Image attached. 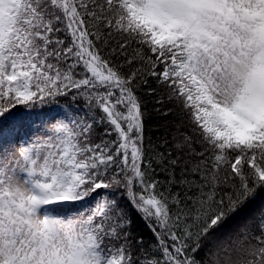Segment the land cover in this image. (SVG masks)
Returning <instances> with one entry per match:
<instances>
[{
  "label": "snow or ice",
  "instance_id": "6c2138e0",
  "mask_svg": "<svg viewBox=\"0 0 264 264\" xmlns=\"http://www.w3.org/2000/svg\"><path fill=\"white\" fill-rule=\"evenodd\" d=\"M0 264H264V0H0Z\"/></svg>",
  "mask_w": 264,
  "mask_h": 264
},
{
  "label": "trees",
  "instance_id": "16d2710c",
  "mask_svg": "<svg viewBox=\"0 0 264 264\" xmlns=\"http://www.w3.org/2000/svg\"><path fill=\"white\" fill-rule=\"evenodd\" d=\"M152 89H155V92H152ZM138 94L143 95V100L145 104V143L159 152L171 151L174 145L172 139V134L176 131V125L179 123L176 116L172 113L165 115V112L168 109H174L175 112H179L178 108H174V102H170L167 99V94L162 90L159 85L152 79H149L148 85H140V92ZM158 101H163L158 103ZM69 102L68 98H59V105H66ZM57 107V104L46 105L43 108H34L31 110L32 114L35 115L42 114L41 112L48 113L54 110ZM38 110H41L39 112ZM20 111H23V108H20ZM98 133L101 131L97 130ZM96 142H99L98 140ZM154 155V152L152 153ZM179 153L174 152L173 156H177ZM155 168V177L159 180L166 179V173L162 172L159 167L153 164ZM177 179L180 178L181 169L177 167L175 170ZM167 185L159 188L160 191H165ZM139 191V189H136ZM172 191H181L179 186H174ZM121 206L125 208L128 218L131 220V227L129 229L132 237L133 244L136 241L143 240V247L147 250L155 245L156 240L153 236L149 224L141 218L140 214L136 212L133 206L127 201L126 198H120Z\"/></svg>",
  "mask_w": 264,
  "mask_h": 264
},
{
  "label": "rangeland",
  "instance_id": "374dc122",
  "mask_svg": "<svg viewBox=\"0 0 264 264\" xmlns=\"http://www.w3.org/2000/svg\"><path fill=\"white\" fill-rule=\"evenodd\" d=\"M29 122H30V124L26 125L24 131L31 134L33 131H41L42 130L43 125L41 124V119L31 120Z\"/></svg>",
  "mask_w": 264,
  "mask_h": 264
}]
</instances>
